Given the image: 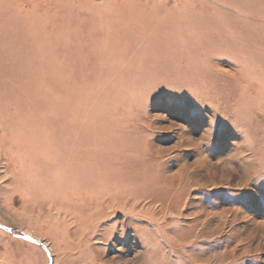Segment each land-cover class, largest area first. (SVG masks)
Segmentation results:
<instances>
[{
  "label": "rangeland",
  "instance_id": "obj_1",
  "mask_svg": "<svg viewBox=\"0 0 264 264\" xmlns=\"http://www.w3.org/2000/svg\"><path fill=\"white\" fill-rule=\"evenodd\" d=\"M0 222L52 264H264V0H0Z\"/></svg>",
  "mask_w": 264,
  "mask_h": 264
},
{
  "label": "water",
  "instance_id": "obj_2",
  "mask_svg": "<svg viewBox=\"0 0 264 264\" xmlns=\"http://www.w3.org/2000/svg\"><path fill=\"white\" fill-rule=\"evenodd\" d=\"M0 229L6 231L7 233L15 236V237H18V238H21L25 241H28V242H32L34 244H37L39 246H41L42 248H44L48 253H49V250L48 248L45 246L44 243H42L40 240L36 239V238H33L25 233H21V232H17L15 231L12 227H9L3 223L0 222ZM49 256H50V261H51V264H52V257H51V254L49 253Z\"/></svg>",
  "mask_w": 264,
  "mask_h": 264
}]
</instances>
